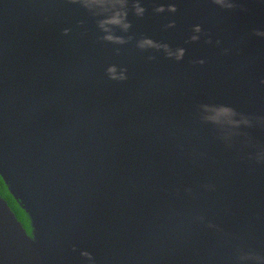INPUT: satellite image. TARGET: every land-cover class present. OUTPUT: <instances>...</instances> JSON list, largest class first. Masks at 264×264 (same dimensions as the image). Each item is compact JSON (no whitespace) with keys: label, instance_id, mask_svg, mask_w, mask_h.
<instances>
[{"label":"water","instance_id":"95a60500","mask_svg":"<svg viewBox=\"0 0 264 264\" xmlns=\"http://www.w3.org/2000/svg\"><path fill=\"white\" fill-rule=\"evenodd\" d=\"M233 2L127 0L106 31L83 0H0V175L31 224L0 191V264H264V5Z\"/></svg>","mask_w":264,"mask_h":264},{"label":"clouds","instance_id":"9594fccd","mask_svg":"<svg viewBox=\"0 0 264 264\" xmlns=\"http://www.w3.org/2000/svg\"><path fill=\"white\" fill-rule=\"evenodd\" d=\"M86 7L95 9H110L111 14L106 16L105 19L100 21V25L106 31L108 30V26L112 24H120L123 26L124 29L129 28V23L127 21V11L123 5L127 2V0H83ZM261 5H264V0H258ZM215 3L225 7V8H232L235 7V3L233 0H215ZM168 10L175 12L177 7L175 4H170L166 7ZM137 15H143L145 12V8L137 2V6L135 7ZM165 7L157 8V11H164ZM174 23V22H173ZM67 32L68 29H65ZM202 31V26L200 24H196L193 29V34L191 36V40H199L200 33ZM257 34L259 36H264V30H258ZM108 40H115L123 42V37L114 36L111 32L105 37ZM219 43V42H218ZM139 47L147 48V47H155V48H163L169 57H175L177 60L183 59L185 56V48L184 47H177L175 49L171 48L168 44H161L159 42L153 41L151 39H144L139 41ZM201 63L204 61L201 60ZM108 72L112 79L114 80H123L127 78V71L126 69H118L116 65H112L108 68ZM207 109L206 112V119L216 121L221 124L231 125L233 127H238L241 124H251V119L243 114H239L236 112L234 108L227 105L221 106H205ZM85 256H91L90 253L85 252Z\"/></svg>","mask_w":264,"mask_h":264},{"label":"trees","instance_id":"16d2710c","mask_svg":"<svg viewBox=\"0 0 264 264\" xmlns=\"http://www.w3.org/2000/svg\"><path fill=\"white\" fill-rule=\"evenodd\" d=\"M0 191H1L2 195L8 199L10 205L12 206V208L17 213L19 219L24 223L25 227L30 232L31 231V224H30V220H29L27 213L21 208V206L19 205L17 200L10 193V191L8 190V187H7L6 183L4 182L3 178L1 177V175H0Z\"/></svg>","mask_w":264,"mask_h":264}]
</instances>
